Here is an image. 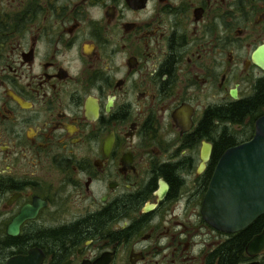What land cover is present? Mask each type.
Listing matches in <instances>:
<instances>
[{
  "label": "flooded vegetation",
  "instance_id": "obj_1",
  "mask_svg": "<svg viewBox=\"0 0 264 264\" xmlns=\"http://www.w3.org/2000/svg\"><path fill=\"white\" fill-rule=\"evenodd\" d=\"M257 58L264 0H0V264H264L201 213Z\"/></svg>",
  "mask_w": 264,
  "mask_h": 264
},
{
  "label": "water",
  "instance_id": "obj_2",
  "mask_svg": "<svg viewBox=\"0 0 264 264\" xmlns=\"http://www.w3.org/2000/svg\"><path fill=\"white\" fill-rule=\"evenodd\" d=\"M255 63L264 70V59ZM236 97V92H233ZM209 149L201 154L209 158ZM205 221L218 231L236 233L264 214V114L251 139L229 148L219 159L201 206ZM264 248V232L247 245L252 255Z\"/></svg>",
  "mask_w": 264,
  "mask_h": 264
},
{
  "label": "trees",
  "instance_id": "obj_3",
  "mask_svg": "<svg viewBox=\"0 0 264 264\" xmlns=\"http://www.w3.org/2000/svg\"><path fill=\"white\" fill-rule=\"evenodd\" d=\"M264 110V79H262L256 87L255 94L250 98L237 102L233 104L228 112H224L226 116H229L231 119L241 122L243 118L247 116L256 117L258 114H261ZM264 225V215L258 218L252 225L245 228L242 232V235L239 236L234 242L229 244V251L227 252L226 261L229 263L233 262V258L236 256L238 248L241 246V238L246 239L253 231H255L259 226Z\"/></svg>",
  "mask_w": 264,
  "mask_h": 264
}]
</instances>
